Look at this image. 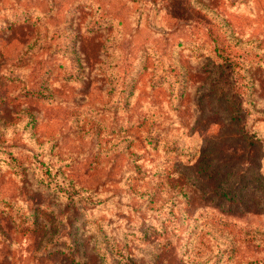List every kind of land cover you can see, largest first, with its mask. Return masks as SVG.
<instances>
[{"label": "rangeland", "instance_id": "374dc122", "mask_svg": "<svg viewBox=\"0 0 264 264\" xmlns=\"http://www.w3.org/2000/svg\"><path fill=\"white\" fill-rule=\"evenodd\" d=\"M0 264H264V0H0Z\"/></svg>", "mask_w": 264, "mask_h": 264}, {"label": "trees", "instance_id": "16d2710c", "mask_svg": "<svg viewBox=\"0 0 264 264\" xmlns=\"http://www.w3.org/2000/svg\"><path fill=\"white\" fill-rule=\"evenodd\" d=\"M220 195H226L224 192H220Z\"/></svg>", "mask_w": 264, "mask_h": 264}]
</instances>
